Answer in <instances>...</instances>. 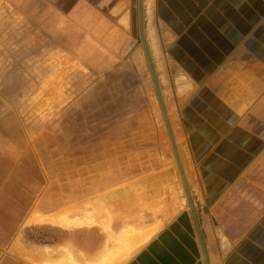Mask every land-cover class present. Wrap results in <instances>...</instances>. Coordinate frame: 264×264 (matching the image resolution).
<instances>
[{
    "label": "crops",
    "instance_id": "obj_1",
    "mask_svg": "<svg viewBox=\"0 0 264 264\" xmlns=\"http://www.w3.org/2000/svg\"><path fill=\"white\" fill-rule=\"evenodd\" d=\"M3 3L27 11L50 45L46 51L100 53L92 66L131 53L148 64L143 43L135 46L140 0H0V13ZM142 6L160 89L174 104L177 146L190 158L185 175L208 263L189 204L190 210L170 207L174 216L119 264H264V0H142ZM17 117L8 112L0 120V264H63L62 245L30 242L21 232L61 226L34 221L36 214L56 215L50 193L40 183L36 188ZM160 181L149 177L138 189L114 191L109 201L123 204L113 206L121 220L169 207ZM76 256L79 264L98 259Z\"/></svg>",
    "mask_w": 264,
    "mask_h": 264
},
{
    "label": "rangeland",
    "instance_id": "obj_2",
    "mask_svg": "<svg viewBox=\"0 0 264 264\" xmlns=\"http://www.w3.org/2000/svg\"><path fill=\"white\" fill-rule=\"evenodd\" d=\"M20 6L3 3L0 13V120L8 112L18 113L19 138L28 144L26 156L34 162L36 188L40 183L50 193L56 217L93 214L104 224L105 209L111 214L110 229L103 224L70 229L45 225L21 232L30 242L60 244L72 257L97 254L100 262L118 248L121 229L144 230L159 222L162 226L174 216L170 207L190 210L152 74L146 60L133 53L109 66H92L100 53L46 51L50 45ZM134 31L140 49L137 25ZM163 100L176 142L171 123L176 116L170 115L174 104ZM183 149L178 153L187 174L189 157ZM149 177L162 179L163 200L169 207L121 220L113 206L121 209L123 204L110 202L111 195L117 189H138Z\"/></svg>",
    "mask_w": 264,
    "mask_h": 264
},
{
    "label": "bare ground",
    "instance_id": "obj_3",
    "mask_svg": "<svg viewBox=\"0 0 264 264\" xmlns=\"http://www.w3.org/2000/svg\"><path fill=\"white\" fill-rule=\"evenodd\" d=\"M182 139H181V136L178 137L179 142ZM181 142H183V140ZM184 143H182V144H184ZM180 148L183 149L184 147H180ZM184 152H185V150H184ZM182 154H183V151H182ZM187 154L184 156H188ZM189 159L190 158H187L188 161H189ZM185 160L186 159H184V163H186ZM185 166H186V164H185ZM187 169H188V166H187ZM67 209L64 208V210H67ZM104 213H106V218L108 220V222L107 223L105 222L104 224L102 222L100 223L97 219H95L93 214H88L86 217H80V218L76 217L75 219H71L66 214H62L58 217L53 216V215L42 216L40 214H36L34 221L35 222H48L50 224L59 225L61 227L69 228V229H70V227H74V226H90V225H101V224H103V226L106 227L107 229H110L111 214L106 209H105ZM57 214H58V212H57ZM160 227H161V223L159 222L157 224H154L152 227L146 228L144 230L136 229L133 226H127V227L121 229L119 231V233L116 235V241L119 244L118 248L116 250L110 251L109 253L104 255L101 258L100 262L97 261L94 264H102L103 262H101V261L106 262L104 264H107V263L112 264L115 261L120 262L123 259H127V257L130 256V253H132L131 251L133 249H135L136 247H138V246L142 245L144 242H146ZM62 262H63V264H79V263H77L76 259L74 257H72L71 253L67 254V257Z\"/></svg>",
    "mask_w": 264,
    "mask_h": 264
},
{
    "label": "water",
    "instance_id": "obj_4",
    "mask_svg": "<svg viewBox=\"0 0 264 264\" xmlns=\"http://www.w3.org/2000/svg\"><path fill=\"white\" fill-rule=\"evenodd\" d=\"M140 36H141V41H142V43L144 45V49H145L146 57H147V60H148L149 68H150V71H151V74H152V78H153V81H154V84H155V87H156V91H157V94H158L160 105L162 107V111H163V114H164V117H165V121L167 123V128H168V131H169V134H170L172 145H173V148H174V151H175V155H176V158H177V161H178V165H179V168H180V171H181V175H182V178H183V181H184L185 191H186L187 198H188V201H189V204H190V207L192 209V213H193V216H194V219H195V223H196L198 234H199V237H200V240H201V243H202L204 255H205V258H206L207 263H208V255H207V251H206V246H205L204 241H203L202 231H201V228H200V225H199V222H198V218H197L195 207H194V203H193V200H192V197H191L190 189H189V186H188L187 181H186V176H185V173H184V170H183V166H182V163H181V160H180V155L178 153V148H177V145H176V142H175V138H174V135L172 133V127L170 125V121H169L168 114H167V111H166V107H165V104H164V100H163V97H162V92H161L160 85H159V82H158V78H157V75H156V70H155V67H154V64H153V61H152V57H151L149 48H148L146 37L144 35L142 0H140Z\"/></svg>",
    "mask_w": 264,
    "mask_h": 264
}]
</instances>
